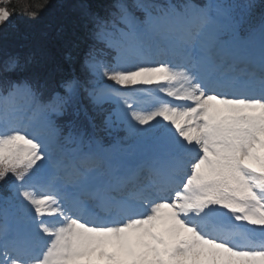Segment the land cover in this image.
<instances>
[{"label": "snow or ice", "instance_id": "snow-or-ice-1", "mask_svg": "<svg viewBox=\"0 0 264 264\" xmlns=\"http://www.w3.org/2000/svg\"><path fill=\"white\" fill-rule=\"evenodd\" d=\"M17 8L0 0V264H264V0L80 3L59 90L6 51Z\"/></svg>", "mask_w": 264, "mask_h": 264}, {"label": "trees", "instance_id": "trees-1", "mask_svg": "<svg viewBox=\"0 0 264 264\" xmlns=\"http://www.w3.org/2000/svg\"><path fill=\"white\" fill-rule=\"evenodd\" d=\"M116 2L117 0H48L38 19L32 20L19 13L24 6H35L43 3V0H13L18 5V14L12 23L15 27L13 31H5L8 37L6 51L19 54L22 58L31 57L32 73L48 79L57 90L63 78L79 75L81 71L78 61L68 59L74 52V45L81 43L84 35L82 29L73 27L78 17L76 6L86 3L93 12L105 15V9ZM12 78L17 76L13 75Z\"/></svg>", "mask_w": 264, "mask_h": 264}, {"label": "rangeland", "instance_id": "rangeland-1", "mask_svg": "<svg viewBox=\"0 0 264 264\" xmlns=\"http://www.w3.org/2000/svg\"><path fill=\"white\" fill-rule=\"evenodd\" d=\"M18 1H21V0H18ZM15 27L14 26H12V24L7 28V29H5V31L6 32H11V31H13V29H14ZM21 104H23L24 103V101L23 100H21V101H19ZM91 112V111H90ZM30 115V114H29ZM96 113H93V112H91L90 113V116H92V117H94L95 118V121H96V123H97V120H96ZM26 119H27V117H26ZM119 133H117V135H118ZM125 135V133L122 135V137Z\"/></svg>", "mask_w": 264, "mask_h": 264}]
</instances>
